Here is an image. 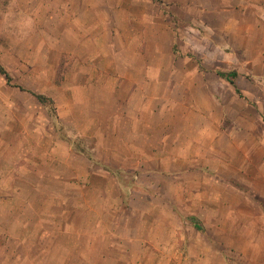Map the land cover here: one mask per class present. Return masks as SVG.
<instances>
[{"label":"crops","instance_id":"0c3cea01","mask_svg":"<svg viewBox=\"0 0 264 264\" xmlns=\"http://www.w3.org/2000/svg\"><path fill=\"white\" fill-rule=\"evenodd\" d=\"M4 1L0 31L12 28L8 20L13 18L11 23L19 26L24 18L33 26L42 24L44 12L37 20L36 10H45L53 39L63 37L73 42L64 71L83 74V81L66 80L68 83L55 87L52 97L59 119L71 127L70 132L93 138L94 144L88 152L75 151L54 131L51 146L37 158L33 149L21 147V138L16 139L15 147H9L1 124L0 234L9 235L4 237L21 248L29 244L32 250L53 251L51 257L32 255L33 263H72L70 256L57 260L54 255L58 223L67 239L75 234V240L80 236L83 241L74 246L83 248L76 257L79 264H99L107 259L114 264H264V68L262 75L238 68L232 85L217 73L228 71L216 66L225 65L227 57L218 47L221 55L215 53L209 60L214 66L172 64L162 68L169 72L167 83H179L178 78L187 76L195 81L190 79L189 87L197 88L200 78L219 77L221 86L209 81L204 109H188L190 113L180 116L178 106L201 105L196 92L190 91V102L165 100L170 103V114L179 119L175 124L182 121L191 131L178 130L174 120L166 122L161 148L168 139L181 143L183 138V144L194 149L196 165L190 171L151 167L153 153L161 148L152 145V133L146 132L145 124H137L140 113L150 112L144 107L145 99L136 112L134 98L116 96L121 84L134 83V73L142 75L144 86L150 66L137 69L130 59L115 63L114 55L113 63L104 65V53H83V7L87 0L58 4L57 0ZM259 7L264 9V2ZM60 9L62 14L57 11ZM57 14L66 20L64 29L58 31ZM7 37L11 38L10 32ZM93 58L96 63L90 64L93 62L88 59ZM60 90L67 95L65 106L59 102ZM93 90L95 97L85 95ZM74 106H83V114L73 112ZM191 116L197 124L189 123ZM137 126L141 132L136 131ZM45 160L49 166L43 183L39 170ZM56 164L62 172L56 170ZM125 172H133V176ZM195 174L199 176L194 178ZM58 181L63 184L61 191L50 190V183ZM41 184L47 186L46 193L39 192ZM185 202H191L187 214L180 211ZM187 216L200 217L204 231L188 225ZM71 247L67 244L62 248Z\"/></svg>","mask_w":264,"mask_h":264},{"label":"rangeland","instance_id":"374dc122","mask_svg":"<svg viewBox=\"0 0 264 264\" xmlns=\"http://www.w3.org/2000/svg\"><path fill=\"white\" fill-rule=\"evenodd\" d=\"M61 1L57 0L56 3ZM86 2L88 4L83 7V30L85 32L83 53L94 51L104 53L106 57L101 62L104 65L113 63L112 56L114 55L115 63L130 59L137 69L144 65L151 68L146 74L148 82L144 86L140 83L142 75L134 73L132 74L134 83L121 84L120 88L117 85L119 90H116V96L134 98L133 107L137 110L136 112L144 106L142 100L145 99L144 107L150 112L146 110V113H140L141 121L137 124H145L146 132L152 133L151 143L157 146V149L161 148L160 139L166 129V122L169 124L170 120H174L172 122L178 130L191 131V128L184 125L182 121L175 124L179 119L173 117L175 114H170L172 113L168 109L170 103L167 105L166 99L168 102H175L177 99L190 102V91L196 92L201 105L178 106L176 112L180 116L196 110L197 107L204 109L207 104L206 85L209 81H214L217 87L221 86L219 77L216 80L207 77L203 80L200 78V88H190V82L194 79L187 76L178 78L179 83H167L169 72L162 68L172 64L200 66L201 68L214 66L215 64L209 61L210 58L215 53L221 55L225 52L226 64H216V66L228 71L239 68L252 70L251 72L257 75L263 73L264 24L262 20L264 9L259 6L264 0H87ZM4 3V0H0V10H5ZM57 11L61 14L64 12L63 9ZM42 12H44L42 24L37 23L33 26L27 18H24L19 26L13 24L15 20L13 18L8 20L13 29H10L8 25L10 31H0V65L10 76V82H8L0 73V126L3 124V128H6L5 138L8 140L9 147H15L16 139L21 138V147L25 151L33 149V154L35 157L37 155V158L39 155L42 158L45 155L44 152L51 146L54 131L58 138L68 140L75 151L88 152L94 144L93 138L71 133V127L59 119V109L55 100L53 99L56 117L50 113L49 107L43 106L31 93H42L53 98L52 94L56 86L67 81L71 83L83 81V74L81 76L80 74L72 75L64 71L68 68L70 60L68 52H71L73 42L63 37L61 40H54L52 28L46 21L45 10H36V19H40ZM56 24V31L59 28L64 29L65 17L57 14ZM17 27L20 32L17 31ZM9 32L11 38L7 37ZM15 34H18V38ZM217 47L221 53L217 52ZM59 52L63 54L60 58L58 57ZM88 61L93 62L90 64H95L96 58L88 59ZM186 78L189 80L187 81ZM106 93L105 91V100L107 99ZM58 94L59 102L65 106L64 98H67V95L61 90ZM79 94L83 95V90ZM85 95L95 97L97 94L93 90L85 92ZM109 99L111 100V94ZM188 109H191L190 112ZM72 111L82 115L83 106H74ZM189 123L195 125L197 121L191 116ZM136 131L141 132L142 129L137 126ZM167 142L159 152L153 153L152 163L149 166L188 171L194 168L196 165V162L192 160L194 149L192 150L186 143L183 144V138H181V143H173L170 139ZM181 148H187V150L177 153V150ZM178 157L180 159H177ZM46 164L45 160L41 163L39 170L42 173L40 175L44 177V182L40 179L43 183H46V172L49 166ZM56 170L63 171L58 164H56ZM124 174L133 176V172ZM197 176L199 174H195L194 178ZM62 186L63 184L59 181L50 183V190L54 189L59 192ZM39 188V192H47L46 185L41 184ZM23 192L26 193L27 190L24 189ZM75 192L76 190L71 191V193ZM180 211L186 214L191 212V202L183 203ZM189 218L190 216H187L185 219L187 224L191 225ZM197 221L203 222L200 217ZM13 223L16 224L14 220ZM61 227L56 223L57 247L54 255L57 260L70 256L72 257L71 264H79L76 257L83 252V248L74 246L83 241L79 240L80 236L75 240V234H71L72 241L70 242V239H67L69 236L62 232ZM5 235L2 232L0 234V264H60L59 262H31L32 255L51 257L53 251L32 250L28 248L29 244L21 248L11 238L9 240L5 238ZM220 238H223V235H220ZM67 244L72 247L62 248ZM21 253H26L27 256ZM76 260L77 263H75ZM99 264L114 263L107 259Z\"/></svg>","mask_w":264,"mask_h":264},{"label":"trees","instance_id":"16d2710c","mask_svg":"<svg viewBox=\"0 0 264 264\" xmlns=\"http://www.w3.org/2000/svg\"><path fill=\"white\" fill-rule=\"evenodd\" d=\"M0 73H2L6 80L8 82H10V76L9 74L6 72V70L0 65ZM217 73L225 78L227 81H229L232 85L235 84L234 82V78L237 76L238 72L233 69V70H229V71H217ZM20 87V86H19ZM21 89H23L22 87H20ZM236 91L238 92V94L240 96H242L241 92L236 88ZM31 92V91H30ZM36 99L45 107H49V111L50 113L56 117V107H55V103L53 98H51L50 96L44 95L42 93H35V92H31ZM191 220L192 225L200 231H204L203 226L193 217L189 218Z\"/></svg>","mask_w":264,"mask_h":264}]
</instances>
